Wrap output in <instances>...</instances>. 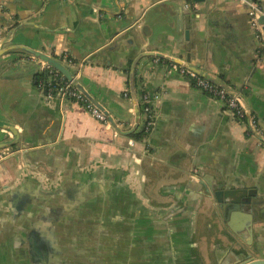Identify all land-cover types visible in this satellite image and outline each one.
Returning <instances> with one entry per match:
<instances>
[{
  "label": "crops",
  "instance_id": "1",
  "mask_svg": "<svg viewBox=\"0 0 264 264\" xmlns=\"http://www.w3.org/2000/svg\"><path fill=\"white\" fill-rule=\"evenodd\" d=\"M173 1L199 13L200 30L197 35L189 30V47L183 29L172 44L159 28ZM136 21L121 44L105 48L116 29ZM16 45L44 47L63 62L67 54L114 124L93 117L79 102L46 99L35 79L40 58L33 57L34 65L6 67L3 58L18 50L0 54V264H50L40 255L54 254V248L60 251L52 264H92L75 255L85 256L88 244L82 239L93 222L98 240L109 226L127 233L125 254L144 257L140 264H152V256L153 264H232L238 242L264 258V202L249 232L240 219L217 210L205 180L224 175L264 193V142L221 100L166 64L152 62L153 52L184 59L189 51L186 62L239 91L264 129V54L256 51L245 4L0 0V48ZM146 92L158 94L152 99L155 118L150 131L136 137L145 122L141 95ZM91 185L111 186L108 190L125 191L127 197L98 193L87 199ZM83 207H94L95 215ZM80 208L83 214L75 215ZM68 219L83 222L82 232L72 223L67 233ZM41 220L49 221L42 224L46 229L50 224V233L38 228Z\"/></svg>",
  "mask_w": 264,
  "mask_h": 264
},
{
  "label": "water",
  "instance_id": "2",
  "mask_svg": "<svg viewBox=\"0 0 264 264\" xmlns=\"http://www.w3.org/2000/svg\"><path fill=\"white\" fill-rule=\"evenodd\" d=\"M194 1H201V0H194ZM199 13H193L192 8L189 6L186 2H177L173 1L168 4V9L165 14V22L159 26V28L163 31V34L165 37L172 38V44L177 43L178 41V33L183 29L184 30V36L187 40L186 44L188 47L190 46L189 41V30H193L194 34L197 35V33L200 30V23L198 22ZM259 23L264 25V12L260 14L258 18ZM133 24L129 27L127 25H123L120 28L116 29L115 32H113L110 40V44H108L105 48L113 49L116 47L117 43L121 44L123 37L130 31V29L134 28V26L139 25L138 21L132 22ZM143 30V27H142ZM44 47H41V49L32 48L26 45H16L11 46L8 48H0V54H3L4 52H7L9 50H18L14 54V56H7L3 58L2 63L6 67H14L17 66H24L25 64H32L33 57L40 58L41 60L46 61L48 64L59 70L61 73L65 75L66 78L72 80L73 84L81 90L85 96L93 102L96 106H98L108 117L110 122L112 124V118L108 115V112L103 109V106L94 98L88 90L84 87V85L80 82L79 76H75L74 74L77 72V70H73V67L70 66L68 63L60 61L59 59L55 58L54 56L46 53L43 51ZM104 48V49H105ZM120 51H123V49H119ZM103 51V49H102ZM125 53V50H124ZM155 55L159 56H165V57H173L177 61H188L190 58V52L188 51L186 53V57L183 59L182 54L178 55H167L163 54L161 52H153ZM95 54H92L91 57L93 58ZM99 57V56H98ZM1 63V64H2ZM187 63V62H186ZM134 65V63L132 64ZM194 68L196 66H193ZM24 70V67L21 68ZM196 69V68H195ZM38 72V70H37ZM149 100L147 103L150 105L151 109H153L152 105V99L154 98V93H148ZM145 94V93H144ZM141 95V105L143 109V95ZM144 111V109H143ZM145 114V120L148 117V113L144 111ZM117 129V127H115ZM6 129L12 130L10 127ZM13 132V131H12ZM24 148V146H21ZM15 154V153H14ZM17 154V153H16ZM206 184L208 186L207 191L212 192L215 195V198L217 199V210H220L221 213H224L225 216H232L234 215L236 219H240L241 221V228L247 229L249 232H252V223L253 221L256 222V219H253L255 210L257 207H259L264 202V193H261L257 191L254 187H249L245 184V181H239L237 178L230 179L226 178L224 175H220V179L217 178V175L212 174L211 180L207 179L205 177ZM99 189L96 185H91L87 189L86 192H84V197L92 196V198H95V195L98 193H101V197L103 198H121L127 197L125 191H109L108 189L111 188V186L108 187V189L104 188ZM214 187H217L215 189ZM71 194H68L70 197ZM98 197V196H97ZM130 197V196H129ZM84 211H87L88 216H94L96 210L94 207H83ZM113 214V211L111 212ZM82 213V209H78L77 213L75 215H80ZM32 242L34 241L31 239ZM239 252L236 254L237 258L232 262V264H264V258L263 257H254L253 253L255 249H249L245 246L241 245L240 242L237 243ZM247 244H250V242H247ZM85 250V249H84ZM257 250V249H256ZM85 256L75 255L76 259H84ZM93 260V255L91 257H88V261ZM79 262V261H77Z\"/></svg>",
  "mask_w": 264,
  "mask_h": 264
},
{
  "label": "built area",
  "instance_id": "3",
  "mask_svg": "<svg viewBox=\"0 0 264 264\" xmlns=\"http://www.w3.org/2000/svg\"><path fill=\"white\" fill-rule=\"evenodd\" d=\"M246 5L249 22L254 30V36L258 41L257 53L264 54V25L259 23L258 18L260 14L264 12L260 0H236ZM66 63L71 64V58L67 54H64ZM152 62L164 63L168 67L175 69L180 74L191 79L193 85L205 92L206 94L221 100L225 108L229 113L238 119H242L250 132L257 135L259 142H264V129L258 123L256 115L247 110L242 102V95L239 91L230 89L226 86L213 82L208 77L197 72L193 67L184 61H177L173 57H165L159 55H153ZM38 85L42 92V95L46 99H67L70 101H76L81 103L86 110L95 118L101 120L105 124L111 125L110 120L106 114L93 102H91L85 94L79 90L72 82V80L65 77L63 73L48 64L46 61L41 60L39 66ZM78 75V70L74 74ZM154 97H158L155 94ZM149 95L145 93L143 95V109L148 113V117L144 122L143 131L147 133L150 131L155 118V112L151 109L147 103ZM113 131L117 134L118 130L114 127ZM132 139L128 140V144L131 145ZM4 155V152H0V158Z\"/></svg>",
  "mask_w": 264,
  "mask_h": 264
},
{
  "label": "trees",
  "instance_id": "4",
  "mask_svg": "<svg viewBox=\"0 0 264 264\" xmlns=\"http://www.w3.org/2000/svg\"><path fill=\"white\" fill-rule=\"evenodd\" d=\"M41 74L36 73L35 79L38 83V78ZM144 131L135 134L134 136L139 137L140 135L143 136ZM139 139V138H138ZM78 223V222H77ZM83 224V222H80ZM78 223V224H80ZM89 223V222H88ZM91 230L87 232L86 239H82L83 242H87L88 246L86 247L87 252H85V255H87L90 258L91 255H93V260H89L92 264H123L128 262L129 264H140L143 258H138L135 256H128L125 254V251L127 249V245L129 243L128 238H126L127 233L120 232L117 227H112L108 229V231L104 232L98 237H94L93 235L96 234L95 229V223L89 224ZM78 227V226H77ZM107 228V224H106ZM126 230V229H125ZM82 232V231H79ZM84 232V231H83ZM114 233H117V236L114 235ZM97 238V239H96ZM85 248V247H84ZM99 256L100 260L96 263L95 257ZM152 258V259H151ZM151 259V260H150ZM150 262L153 264L156 259H153V256L149 258ZM148 264L149 261H148Z\"/></svg>",
  "mask_w": 264,
  "mask_h": 264
},
{
  "label": "flooded vegetation",
  "instance_id": "5",
  "mask_svg": "<svg viewBox=\"0 0 264 264\" xmlns=\"http://www.w3.org/2000/svg\"><path fill=\"white\" fill-rule=\"evenodd\" d=\"M78 198V200L77 201H79V200H81L82 198H80V197H77ZM77 198H75V199H77ZM41 210H45V208H41ZM42 212V211H41ZM41 215H44V214H41ZM82 218H84V217H80V218H77L76 220H82ZM52 219H54V218H50L49 220H52ZM69 221H72V222H70V223H67V224H65V226H64V229L65 230H67V233L69 232V233H72L71 231H69L67 228L68 227H71V226H73V224L72 223H74V226L76 227L75 228V230L76 231H81V230H79L80 228H78L77 226H78V224H76V222L73 220V219H68ZM68 221V222H69ZM51 222V221H50ZM45 224V223H49V221H47V220H41L40 221V223H39V225H38V228H40V229H45V231H47V233H50V224H49V227H48V229H46V228H44V225L43 224ZM81 227V226H80ZM62 230H63V227H62ZM56 248H54V250H55ZM53 249L52 250H50L51 252H54V254H48L47 255V257L45 256V255H43V254H41L40 255V257H41V259H46L45 261H49V263L50 264H52L53 262H55V260L57 259L56 257H57V255L59 254V251L60 250H55L54 251ZM84 253L86 252V250H84L83 251ZM47 258H49V260L47 259ZM42 261H44V260H42ZM123 264H125V263H123Z\"/></svg>",
  "mask_w": 264,
  "mask_h": 264
},
{
  "label": "rangeland",
  "instance_id": "6",
  "mask_svg": "<svg viewBox=\"0 0 264 264\" xmlns=\"http://www.w3.org/2000/svg\"><path fill=\"white\" fill-rule=\"evenodd\" d=\"M109 191H110V190H109ZM86 198H87V199H88V198H92V196H87Z\"/></svg>",
  "mask_w": 264,
  "mask_h": 264
}]
</instances>
